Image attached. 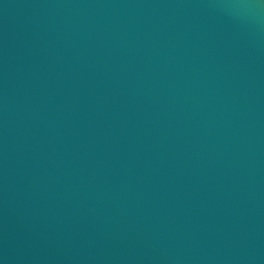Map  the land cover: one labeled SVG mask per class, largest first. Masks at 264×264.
I'll return each mask as SVG.
<instances>
[{"label":"water","instance_id":"water-1","mask_svg":"<svg viewBox=\"0 0 264 264\" xmlns=\"http://www.w3.org/2000/svg\"><path fill=\"white\" fill-rule=\"evenodd\" d=\"M0 264H264V0H0Z\"/></svg>","mask_w":264,"mask_h":264}]
</instances>
